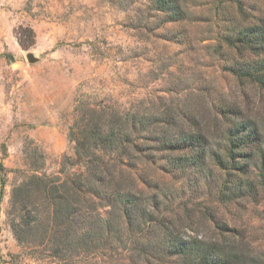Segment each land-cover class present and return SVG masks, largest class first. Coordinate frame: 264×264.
Here are the masks:
<instances>
[{"label":"rangeland","instance_id":"1","mask_svg":"<svg viewBox=\"0 0 264 264\" xmlns=\"http://www.w3.org/2000/svg\"><path fill=\"white\" fill-rule=\"evenodd\" d=\"M174 3L175 15L156 0H0V264H181L150 252L157 232L131 235L122 208L118 227L131 241L110 237L97 250L63 248L59 257L41 194L29 199L39 204V226L28 232L20 223L14 188L34 176L71 186L85 169L70 132L82 138L105 112L138 119L132 137L141 149L132 148L130 163H109L111 187L121 184L149 207L156 195L157 215L175 230L230 239L232 264H264V85L249 73L263 54L231 41L264 27V0ZM239 122L258 140L244 147L251 156L239 168H220L212 152L223 154L224 132ZM164 132L204 134V162L183 167L175 157L189 151L159 147ZM87 187L71 199L85 214L94 199L93 214L105 216L109 206ZM145 242L149 254L139 252Z\"/></svg>","mask_w":264,"mask_h":264},{"label":"trees","instance_id":"2","mask_svg":"<svg viewBox=\"0 0 264 264\" xmlns=\"http://www.w3.org/2000/svg\"><path fill=\"white\" fill-rule=\"evenodd\" d=\"M156 2L158 10L177 14L174 0H156ZM231 41L232 44L241 42L251 47L253 44L259 45L263 57L259 61V68L249 73L264 85V27L241 30ZM93 112L96 111L93 110ZM105 113L98 115L99 119H94L92 124L84 126L82 138L77 137L74 131L70 132V140L74 143L76 154L79 157L78 161L83 163L85 169L84 173L80 172L75 175L76 180L71 182V186L34 176L32 179L35 180L34 182L29 181L14 188L13 201L14 204H20L17 209L22 221L19 222L26 226V231L31 232L41 222V217L38 215L39 204L29 202L30 197L37 193L43 196L42 201L46 202V208L50 209L48 216L52 214L53 225L50 228L54 229L52 235L55 238L53 242L56 244L55 256L59 257L63 248L84 250V252L97 250L105 243L107 244L110 237H115L117 243L127 242L128 239L131 241V236L124 237L122 230L118 227L119 218L122 217V214H118V210L122 208L125 224L131 235L139 238L145 236L146 231L153 234L157 232L160 235L157 238L154 236L157 239L156 244L149 242L153 247L149 251L158 252V258L160 255L162 257L164 255L177 256L181 264H232L233 259L237 258V247L230 239L205 240L187 235L184 231L175 230V227L167 223L163 216L157 215L159 202L156 201V195L153 197L155 200L150 208L142 204L141 196L132 194L131 190L121 187V184L115 186L117 188L111 187L113 177L107 176V174L112 175L108 167L109 163L111 161L113 165L130 163L132 148H137L138 151L141 149L138 148V144L134 143L132 137V131L138 124V119L130 118L127 113L113 112L107 116ZM148 131L152 132V130ZM224 138L226 144L223 154L213 151L212 157L220 168L234 169L240 167L243 159L244 161L249 159L251 151H245L244 147L247 144H255L258 140V133L254 127L245 122L232 123L224 132ZM158 143L163 149H187L189 154L175 157V161L183 167L200 166L208 151L206 137L200 132H182L179 135H169L164 132L159 137ZM97 150L104 151L107 156L98 154ZM259 173L261 184L264 187V166L262 164ZM84 183L88 186L85 192L91 194L90 196H96L100 201H105L109 206L105 216L99 213L93 214L96 211V206H94L96 202L93 198L91 200L93 206L86 213L87 215L82 212L83 209L79 206L78 200L71 199V196L78 194ZM19 195L23 197L17 200ZM149 248L146 242L142 243V250L139 252L149 254Z\"/></svg>","mask_w":264,"mask_h":264},{"label":"water","instance_id":"3","mask_svg":"<svg viewBox=\"0 0 264 264\" xmlns=\"http://www.w3.org/2000/svg\"><path fill=\"white\" fill-rule=\"evenodd\" d=\"M26 57L29 62H35L37 60V57L34 55L33 52H27Z\"/></svg>","mask_w":264,"mask_h":264}]
</instances>
